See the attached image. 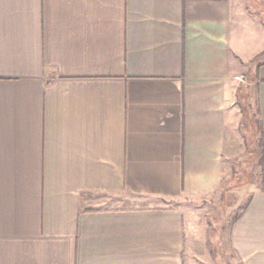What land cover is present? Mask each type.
I'll list each match as a JSON object with an SVG mask.
<instances>
[{
    "label": "crops",
    "instance_id": "crops-1",
    "mask_svg": "<svg viewBox=\"0 0 264 264\" xmlns=\"http://www.w3.org/2000/svg\"><path fill=\"white\" fill-rule=\"evenodd\" d=\"M248 2L0 0V264L215 263L206 223L166 203L208 200L242 157L244 73L264 137V0ZM254 154L236 264H264ZM121 193L166 203L96 206Z\"/></svg>",
    "mask_w": 264,
    "mask_h": 264
},
{
    "label": "rangeland",
    "instance_id": "rangeland-1",
    "mask_svg": "<svg viewBox=\"0 0 264 264\" xmlns=\"http://www.w3.org/2000/svg\"><path fill=\"white\" fill-rule=\"evenodd\" d=\"M252 4L256 15H263L262 7L258 3ZM238 94L241 110L239 118V132L237 149L242 157L232 158L227 177L223 178L221 187L216 193L204 201H188L187 199H176L162 201L152 197H142L134 194L121 193L117 195H95L97 207H156L163 203L181 207L185 211H195L197 218L207 225L206 236L208 248L215 259L211 264H236V259L229 246V226L247 200V196L253 188V168L250 166L256 158L255 152L260 148L259 123L255 106V91L251 84L252 76L244 73L239 77ZM256 137V138H255ZM245 142V144H243ZM259 170V169H258ZM249 183V184H246Z\"/></svg>",
    "mask_w": 264,
    "mask_h": 264
},
{
    "label": "trees",
    "instance_id": "trees-1",
    "mask_svg": "<svg viewBox=\"0 0 264 264\" xmlns=\"http://www.w3.org/2000/svg\"><path fill=\"white\" fill-rule=\"evenodd\" d=\"M264 61V58L262 59V62ZM259 64H261V62H259ZM258 64V65H259ZM241 110H243V108L240 106ZM260 152H261V159H260V165H261V180L263 182L264 179V137H263V133L260 139Z\"/></svg>",
    "mask_w": 264,
    "mask_h": 264
}]
</instances>
